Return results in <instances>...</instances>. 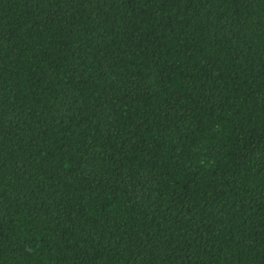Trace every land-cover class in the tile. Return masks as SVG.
Returning a JSON list of instances; mask_svg holds the SVG:
<instances>
[{
  "label": "trees",
  "instance_id": "obj_1",
  "mask_svg": "<svg viewBox=\"0 0 264 264\" xmlns=\"http://www.w3.org/2000/svg\"><path fill=\"white\" fill-rule=\"evenodd\" d=\"M0 264H264V0H0Z\"/></svg>",
  "mask_w": 264,
  "mask_h": 264
}]
</instances>
